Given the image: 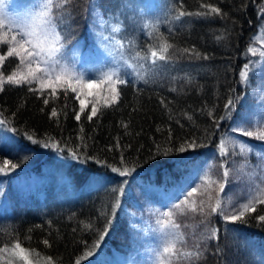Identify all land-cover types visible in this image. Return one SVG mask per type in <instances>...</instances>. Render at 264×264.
Wrapping results in <instances>:
<instances>
[{"label":"trees","instance_id":"trees-1","mask_svg":"<svg viewBox=\"0 0 264 264\" xmlns=\"http://www.w3.org/2000/svg\"><path fill=\"white\" fill-rule=\"evenodd\" d=\"M129 2L48 0L47 17L60 37L58 46L63 44L61 51L89 43L92 8L115 19L128 13ZM164 4L145 29L127 35V51L139 73L121 75L128 83H118V101L98 103L91 122L88 107L79 122L74 119L80 106L68 88L57 87L53 96L51 88L41 90L35 81L8 82L18 67L17 57L7 56L10 44L0 38V55L5 56L0 64V138L12 143L10 148L0 144V168L9 161L0 172V264H106V256L115 250L132 258L136 242L138 253L147 255L144 240L137 236L156 227L160 213L181 237L171 264H257L254 255L264 252V222L257 219L264 215V204L257 202L264 200V191L249 200L245 173H254V155L264 158V140L257 138L264 123L258 120L255 127L251 120L264 83V63L253 59L264 27V0ZM204 4L220 13H211ZM181 11L190 15L181 17ZM250 58L254 66L244 78ZM229 98L239 99L231 119L225 111ZM221 116L225 119L217 127L214 121ZM238 124L254 135L234 132ZM230 134L251 151L242 157L221 153L220 142ZM192 141L204 146L189 148ZM180 147L186 151L179 152ZM12 163L18 167L10 171ZM51 166L66 185L59 189L55 179H40L27 193H14L4 202L13 178ZM125 171L128 175H120ZM91 182L97 185L84 189ZM221 183H226L223 191ZM241 212L242 220H224ZM215 229L218 240L212 235ZM103 242L109 243L106 248Z\"/></svg>","mask_w":264,"mask_h":264},{"label":"rangeland","instance_id":"rangeland-1","mask_svg":"<svg viewBox=\"0 0 264 264\" xmlns=\"http://www.w3.org/2000/svg\"><path fill=\"white\" fill-rule=\"evenodd\" d=\"M47 3L48 0H0V21L4 24V27L0 28V38L7 39L10 48L18 46L15 41H11L13 35H17V40H19L21 34L35 32V36L25 35L24 37L26 40L32 39L34 42L37 37L39 40L44 41L45 36H47L48 40L42 45L45 51L41 52V56L38 59L40 60L39 67L42 69H50V71H48L47 75L44 71L37 73V75L40 77V80L45 82L49 79L55 81L56 77L60 76L62 78L60 84H63L64 88H67V82H70L72 86L80 92L81 98L86 99L87 107L90 110L93 103L97 107L99 105L98 103L112 100L111 89L113 86L116 88L118 87V76L123 78L121 74L134 75L139 73L136 61H134L130 52L127 51L130 47V38H128L127 35L133 34V30L135 29H145L148 26L147 23L155 19L157 17L156 14L165 6L164 0H131L129 4H125V7L128 8H126L128 13L123 16L119 14L115 19L103 17L99 10L92 8L89 43L87 45L79 43L70 51H60L56 54L55 58H49L47 53L49 42L55 40V37L58 35L54 25L47 17ZM116 14L117 10L115 9L112 18L115 17ZM45 20L48 21L46 28L42 24V21ZM257 39L260 47H256V51L254 52L256 58L253 59L257 64H262L264 63V27H262L258 33ZM58 43L59 42L56 43V47H59ZM26 47L30 46L26 45ZM40 47L41 46L37 47V51L40 50ZM254 54H252V57ZM251 60L252 58L249 59L248 64L252 63ZM17 63L18 67L15 69V77L19 79L26 76L30 68L34 69L38 66L37 62L31 57L25 59L23 63L17 57ZM248 64V69L246 73H244V78L247 76L251 67L254 66ZM53 66L54 70H51ZM117 69H119V72L114 75L113 73ZM90 79L96 80L99 87L92 89L83 87ZM35 84L40 85L39 80L35 81ZM60 84H57V87H59ZM259 90L261 92V94H259L260 102H262L264 100V83L262 86L260 85ZM90 92L92 94L88 95ZM251 120L255 127L258 125L256 122L258 120H262L261 123H264V113L255 107V113ZM261 134H264V131H262ZM0 144L5 145L7 148H10L12 145L10 140L4 137L0 138ZM242 145L244 146L243 150ZM221 149H223V152H221ZM219 150L221 153L225 154L231 151L242 157L245 155V151L249 150V146L243 143L237 135L230 134L222 138ZM258 156L260 157V155ZM258 156L254 155L252 163L254 173H245V177L246 175L248 176L246 178L243 177L246 180V187L248 189L247 198L249 200H253L258 194L264 191V158H258ZM13 179L11 184L7 186L4 202H9L10 196L14 195V193H27V190L32 188V185L39 182L40 179L48 183H50L52 179H55L57 188L59 189L62 188L64 184L66 185V182L56 177L53 166L41 170L38 174L33 173L26 177ZM96 185L95 182H91L84 186V189L89 190ZM71 190L70 187L69 191ZM1 201L2 198L0 196V204ZM160 218L161 219L156 221V227L141 231L137 236L140 241L144 240L145 247L148 251L147 255L142 253L143 255L141 256L140 253H138L140 247H138L139 243L136 242V250L132 253V258H128L115 250L112 254L106 256L108 260L105 261V263L171 264L172 250L181 237L179 238V232L168 223L163 213H160ZM108 244L109 243L103 242L102 247ZM166 248L167 251H165ZM20 254L23 258L27 259L24 253L20 252ZM254 258L258 260L257 264H264V252H258L254 255Z\"/></svg>","mask_w":264,"mask_h":264},{"label":"snow or ice","instance_id":"snow-or-ice-1","mask_svg":"<svg viewBox=\"0 0 264 264\" xmlns=\"http://www.w3.org/2000/svg\"><path fill=\"white\" fill-rule=\"evenodd\" d=\"M91 2V0H90ZM202 7H206L208 8L211 13H217L219 14L220 13V9L217 8V7H213L212 5L210 4H204L202 5ZM46 15V14H45ZM185 15H190V13H186L184 11H181L180 12V16L183 17ZM179 18V17H178ZM102 23V22H101ZM42 24L45 26H47L48 24V21H42ZM92 26H95V25H92ZM4 27V24L2 21H0V28H3ZM25 35H31V36H35V32H32V33H26V34H21L20 37H19V40H17V35H13L11 37V41H15L17 43L18 46L16 47H10L8 49V52H7V56H16L20 59V61L23 63L25 59L31 57L33 60H35L37 62V67L32 69L30 68L29 69V72L26 76H23L21 77L20 79H17L15 77V75H10L7 77V80L8 82L10 83H13V84H19L21 82V80H23L24 82L26 83H31L33 81H37L39 80L40 82V87H41V90H43L45 87H49L52 89L51 91V95L53 96H57L58 95V91H57V84H60L61 82V77L60 76H57L55 81L49 79L47 80V82L43 81V80H40V77L37 75V73H40L42 71L45 72V74L47 75L48 71H50V69H42L41 67H39V64H40V60L38 59L40 56H41V52H44L45 49L42 47V45L45 43V41L48 40V37L45 36V40L42 41V40H39V38L37 37L35 42L32 40V39H25ZM60 40V37L59 36H56L55 37V40L49 42V46L47 48V53H48V56L49 58H55L56 57V54L58 52L61 51V49L63 48V44H60V47H56V43L59 42ZM26 45H29L30 47H26ZM38 46H41L40 47V50L37 51V47ZM185 51H188L187 49H185ZM152 57L155 58L157 56V53L155 51H153L151 53ZM204 59H208V56L205 55L203 57ZM160 60H163L164 57L163 56H160L159 57ZM5 61V56L3 55H0V64H2L3 62ZM58 62V61H57ZM153 64L156 63L155 59H153L152 61ZM247 67V65H246ZM51 70H54V66H53V69ZM119 72V69H117L113 74H117ZM122 75V74H121ZM241 75L243 76L244 73H241ZM31 78V79H30ZM118 83L120 84H125V83H128L127 79L126 78H120L118 76ZM60 87L63 88V84H60ZM83 87L85 88H88V89H92V88H97L99 87V84L97 83L96 80L94 79H90L87 81L86 84L83 85ZM67 88L70 89L72 92L76 93V99L79 101V106H80V109L78 112H75V116H74V119L79 122L81 120V115L85 112V108L87 107V104H86V99H82L81 98V94L80 92L77 91V89L75 87L72 86V84L70 82H67ZM30 91L32 90L31 88L29 89ZM112 91V103L115 104L117 101H118V98H119V91L117 90V88L115 86L112 87L111 89ZM65 92V96H67V89L64 90ZM92 93H88V95H91ZM49 103L48 99H45L44 100V104L47 105ZM163 103V101H162ZM239 103V99H232V98H229L228 102L225 104V111L227 113H229V119H231V114L236 110V106L237 104ZM257 108L262 112L264 113V101H262L260 104L257 105ZM52 116H56L57 113L55 111V109H53L52 113H51ZM98 115V109L96 107V105L93 103L92 104V107H91V111L87 114V119L89 122H91L93 120L94 117H96ZM209 115H211V113H209ZM225 119L224 116H221L219 120H215L214 122L216 123L217 127H219V124L221 121H223ZM233 131L234 132H239L241 135H244V136H248V137H252L254 134L252 131H248L247 129H245L244 127L240 126L239 124L233 128ZM171 138V137H170ZM258 139H261V140H264V134H261L257 137ZM29 140L32 139L31 136L28 137ZM45 147H47V145H44ZM203 147L204 145L201 143V144H197L195 141H192L190 144H189V148H195V147ZM116 147H119V142L117 141V145ZM243 145H242V150H243ZM112 149L110 148L109 151H111ZM70 151V156L72 158H77L78 159V154L76 151H72V150H69ZM172 150L169 149V150H166L163 155L167 156L170 154ZM179 152H185L186 149L184 147H180L178 149ZM249 151H251V149L249 148ZM221 152H223V149H221ZM155 157H153L154 159ZM121 160L123 161V157H121ZM5 168H8V165H9V161H5ZM18 167V165L16 163H12L10 165V168L9 170H15L16 168ZM5 168H0V172H4L5 171ZM112 171L113 172H117L118 169L117 168H112ZM120 175L124 176V175H128V172L125 171V172H121ZM227 176H228V173L227 171H225L224 173V177H225V180L227 179ZM93 180H95V178H92ZM126 183V181L124 182ZM226 187V183H221L220 184V189L221 191L224 190V188ZM192 191H195V189H193ZM123 192V190H122ZM192 193L189 192L188 195L190 196ZM257 203L259 204H264V200H260L258 201ZM219 207V203L217 205V207H213L211 209L212 213H217V208ZM247 207V206H246ZM249 212H252V211H255V208H248L247 209ZM113 212L115 213V209H113ZM244 217V213L241 212L239 213V215H225L224 216V220L226 222H231V223H234L236 221H239V220H242ZM257 219L260 221V222H264V215H259L257 217ZM112 221L109 220L108 221V224L111 225ZM213 237L216 238L217 240L219 239V229H215L212 233ZM101 239H103V237H101ZM44 243L47 245L48 244V241L45 240ZM16 248L20 249V252L23 253L24 252V249L21 248L20 244L17 243ZM165 251H167V248L165 249Z\"/></svg>","mask_w":264,"mask_h":264}]
</instances>
